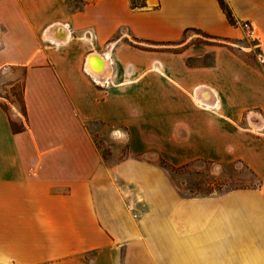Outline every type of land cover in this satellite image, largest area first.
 <instances>
[{"label": "crops", "instance_id": "obj_1", "mask_svg": "<svg viewBox=\"0 0 264 264\" xmlns=\"http://www.w3.org/2000/svg\"><path fill=\"white\" fill-rule=\"evenodd\" d=\"M224 2L232 23L217 0H0L26 113L0 104V264H264V0ZM90 125L127 157L106 165ZM153 158L258 183L181 198Z\"/></svg>", "mask_w": 264, "mask_h": 264}, {"label": "rangeland", "instance_id": "obj_2", "mask_svg": "<svg viewBox=\"0 0 264 264\" xmlns=\"http://www.w3.org/2000/svg\"><path fill=\"white\" fill-rule=\"evenodd\" d=\"M73 6H78L73 4ZM188 37L195 39V35ZM246 41L257 44L246 36ZM20 70L0 71V104L12 115V107L21 113V93L23 84L16 81L20 78ZM15 122V120H14ZM111 126L90 125L88 131L96 148L108 166L114 165L127 157L126 143L116 136V131ZM156 164L168 177L181 198L218 197L236 190H247L256 187L257 180L249 170L241 164H232L219 167L208 162L192 163L187 169L172 171L167 164L153 158ZM204 195H207L203 197Z\"/></svg>", "mask_w": 264, "mask_h": 264}, {"label": "bare ground", "instance_id": "obj_3", "mask_svg": "<svg viewBox=\"0 0 264 264\" xmlns=\"http://www.w3.org/2000/svg\"><path fill=\"white\" fill-rule=\"evenodd\" d=\"M85 69L96 81L102 82L103 78H106L109 75L108 63L105 61L103 62L100 57L96 55L90 56Z\"/></svg>", "mask_w": 264, "mask_h": 264}, {"label": "trees", "instance_id": "obj_4", "mask_svg": "<svg viewBox=\"0 0 264 264\" xmlns=\"http://www.w3.org/2000/svg\"><path fill=\"white\" fill-rule=\"evenodd\" d=\"M221 9L223 10L224 14L226 15V18L228 19V21L230 23L233 22V18H232V15H231V12L230 10L228 9L227 5L225 4L224 0H217ZM204 38L208 39L209 37L208 36H203ZM21 100H22V93H21ZM2 108L4 109V107L2 106ZM5 110V109H4ZM21 114L22 116L25 118L26 116V113H25V108H24V103L23 101H21ZM10 125H11V129L14 133H19V132H22L25 130V126L24 125H16L14 124L12 121H10ZM190 165H184L182 167H179V168H174V167H169L172 171H175V170H179V169H187ZM207 195H204L203 197H205ZM209 196V195H208Z\"/></svg>", "mask_w": 264, "mask_h": 264}, {"label": "built area", "instance_id": "obj_5", "mask_svg": "<svg viewBox=\"0 0 264 264\" xmlns=\"http://www.w3.org/2000/svg\"><path fill=\"white\" fill-rule=\"evenodd\" d=\"M241 28L246 32V36H247V37L251 38L252 40H255V39H256V38H255V35H254V32H253V29H252V27L250 26V24H248V23H243V24H241ZM87 37L90 38V35L87 34ZM88 74H89L90 78L93 80V82H94L95 84H99L101 87L106 85V84H104V83H106V82L103 83V82H101V81H96L90 73H88Z\"/></svg>", "mask_w": 264, "mask_h": 264}]
</instances>
